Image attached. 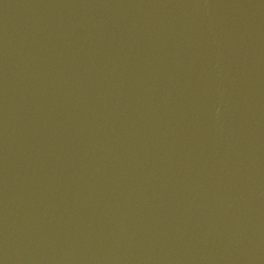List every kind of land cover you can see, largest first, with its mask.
I'll return each instance as SVG.
<instances>
[{"label":"water","instance_id":"water-1","mask_svg":"<svg viewBox=\"0 0 264 264\" xmlns=\"http://www.w3.org/2000/svg\"><path fill=\"white\" fill-rule=\"evenodd\" d=\"M0 264H264V0H0Z\"/></svg>","mask_w":264,"mask_h":264}]
</instances>
